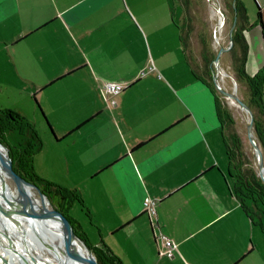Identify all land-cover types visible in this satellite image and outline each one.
<instances>
[{
  "label": "crops",
  "instance_id": "0c3cea01",
  "mask_svg": "<svg viewBox=\"0 0 264 264\" xmlns=\"http://www.w3.org/2000/svg\"><path fill=\"white\" fill-rule=\"evenodd\" d=\"M252 2L249 76L264 69V0ZM179 18L173 0H0V109L34 126L38 154L47 149L63 188L79 193L91 247L121 264H264V235L233 196L214 97L193 75ZM104 83L124 90L109 100ZM145 199L158 201L156 226ZM156 232L177 245L172 258Z\"/></svg>",
  "mask_w": 264,
  "mask_h": 264
},
{
  "label": "trees",
  "instance_id": "16d2710c",
  "mask_svg": "<svg viewBox=\"0 0 264 264\" xmlns=\"http://www.w3.org/2000/svg\"><path fill=\"white\" fill-rule=\"evenodd\" d=\"M230 6L231 10H233L232 12H235L233 17L235 19V28L229 45V52L232 58L231 78L236 84L241 82L248 94L246 106L253 117L252 138L260 148L264 159V69L253 76H249L246 73L247 45L242 33L247 26L246 14L243 6L237 0H231ZM257 18L261 26L264 43V27L260 14H258ZM180 31L181 43L185 51L188 52L187 49L190 46L189 30H185V36H183V27H180ZM200 56L204 71L199 73L196 68L192 67V72L196 79L207 86L214 97L215 113L221 129L224 156L227 163L226 174L231 182L233 196L251 224L264 235V183L258 176V168L256 170L248 167L241 138L234 130L235 122L232 115L222 106L213 87L212 78L215 74L213 61L215 54H210L207 47H204ZM0 143L8 149L12 170L15 174L36 186L55 206L56 210L70 221L75 234L86 244L90 252L95 256L97 263L121 264L120 260L106 246L91 247L80 233L77 223L68 217L67 211L73 204L79 205L86 211L79 193L40 179L35 174L33 158L40 152L42 140L34 126L16 112L0 110Z\"/></svg>",
  "mask_w": 264,
  "mask_h": 264
},
{
  "label": "rangeland",
  "instance_id": "374dc122",
  "mask_svg": "<svg viewBox=\"0 0 264 264\" xmlns=\"http://www.w3.org/2000/svg\"><path fill=\"white\" fill-rule=\"evenodd\" d=\"M237 1L242 6L243 3H245V5L251 6V8L253 7L252 0ZM230 5L231 0H173V7L177 8V11L180 15L179 24L181 27H183V36H185L186 29H188L190 33V46L187 50L193 68H196L199 73H203L204 71L200 56L202 48L207 47L210 54H215V58L220 48L228 49L227 52L220 55L218 66H213L214 72H216L217 68V71L220 74L217 77V84L222 90L237 96L244 104H246L248 101V94L245 91L243 84L241 82L236 84L231 78L232 58L229 52V31L233 23L232 20H234L233 17L235 16V12H232L233 10H231ZM221 73H224L225 77H221ZM212 83L222 106L232 115V118L235 122L234 130H236L239 137L241 138L244 156L245 160L248 162V167L256 169L257 162L254 157V151L247 139V125L249 122V116L243 110H241L234 101L225 98L222 96V94H220V92L215 87L213 78ZM43 147L44 141L42 140L41 150ZM49 156L50 153L47 151V149H44L42 153L34 156V172L40 179L50 183H59V186H62L64 185V180L62 178H57ZM8 183L11 185V187L15 188L12 185L11 180ZM32 191L35 195H38L36 190L32 189ZM46 199L48 200L47 197ZM49 205L51 209L56 210L55 206L51 204L50 201ZM67 215L73 222L80 223L83 228L85 227L86 231H92V229L88 226L90 221L86 218L79 205L73 204L68 209ZM91 236L92 238L88 237L89 241H87L89 245L95 242V238H93V235ZM91 239H93L92 243ZM261 254L264 256V248H261Z\"/></svg>",
  "mask_w": 264,
  "mask_h": 264
},
{
  "label": "bare ground",
  "instance_id": "6f19581e",
  "mask_svg": "<svg viewBox=\"0 0 264 264\" xmlns=\"http://www.w3.org/2000/svg\"><path fill=\"white\" fill-rule=\"evenodd\" d=\"M219 27V26H218ZM220 75V74H219ZM221 77H225L224 73H221ZM11 178L8 172L7 162L5 159V151L0 149V200L3 198L9 203L16 206L17 210L23 212L27 218V222L19 219L15 216L16 222L11 224L4 217H0L3 221L6 230H8L19 243V246L15 245L17 252L24 255V246L20 242L19 232L23 233L26 245L30 248V255L35 259V264H87L83 259L85 254L78 248L72 252L69 247V236L65 231L63 223L57 220H52L48 215L51 210L50 205L41 199L38 195H35L32 191V187L25 185L18 181L14 183L12 180L11 187L8 183ZM5 188L10 189L7 195L4 192ZM20 189L25 196L20 205L17 202V197L14 189ZM65 239V241H64ZM3 248L0 246V264H6V260L10 261L9 264H24L17 259L11 251L10 242L1 238ZM82 260L78 258V255ZM4 259H2L3 257ZM86 259V258H85Z\"/></svg>",
  "mask_w": 264,
  "mask_h": 264
},
{
  "label": "water",
  "instance_id": "95a60500",
  "mask_svg": "<svg viewBox=\"0 0 264 264\" xmlns=\"http://www.w3.org/2000/svg\"><path fill=\"white\" fill-rule=\"evenodd\" d=\"M234 28H235V19H234L232 26L230 28V31H229L230 40H231V35L234 31ZM227 51H228V49H223V48L219 49V52L213 61L214 66H218L220 55L222 53L227 52ZM218 75H219V72L217 71V68H216V72L213 76V81L215 83L216 89L220 92V94H222V96L234 101L240 107V109L243 110L249 116V122L247 125V139H248V142L251 145V147L254 151L255 157H256L258 176H259L260 180L264 183V159H263V155H262L260 148L257 146V144L255 143V141L252 138V125H253L252 113L249 110V108L246 106V104H244L237 96H235L231 93H227L221 89V87L217 84ZM0 149L5 151L8 172H9L11 180L14 183H17L18 181H20V182L24 183L25 185L32 187L34 190H36L38 192L41 199L46 201L49 204V201L46 199V196L43 193H41L40 190L36 186L26 182L25 180L20 178L17 174H15V172L12 170V163H11V160L9 158L8 149L6 147H4L1 143H0ZM5 190L6 191L4 193L7 195H10V194H8L10 189L5 188ZM14 192H15L17 200H18L17 202L19 203L18 205H20L21 200L25 196L23 195L21 190L18 188L14 189ZM16 206L9 204L4 198H3V201L0 200V217H2V218L4 217L6 220L11 222V224L16 222L15 216L18 217L19 219L27 222L28 220L24 216L23 212L20 210H17ZM48 215L52 218V220H57V221H60L61 223H63L65 231L68 234L69 240H70L69 246L66 245V248L69 247L68 249H70L72 252H74V250H77L79 248L81 250L82 254L83 253L85 254L86 259L84 258L83 260L87 264H98L95 256L90 252V250L86 246V244L75 234V232L73 230V226L71 225L70 221L63 214H61L60 212H58L55 209H51L48 212ZM23 233L19 232V235H20L19 240L24 246L25 256L21 255L19 252H17L18 250H17L15 245L19 246V243L15 240L14 236L8 230H6V227L3 223V221H1V219H0V239L3 238V239H6L7 241L10 242L12 253L14 255H16L17 259L20 260L21 263L25 262L24 264H35L36 263L35 259L30 255V248L26 245L27 241L25 240ZM64 241H65V239H64ZM0 246L3 248L2 241H0ZM77 255H78V258L80 260H82L79 256V254H77ZM0 259H1V257H0ZM2 259H4V257ZM9 263H10V261L6 260V264H9ZM2 264H4V263H2Z\"/></svg>",
  "mask_w": 264,
  "mask_h": 264
},
{
  "label": "built area",
  "instance_id": "2783aa9c",
  "mask_svg": "<svg viewBox=\"0 0 264 264\" xmlns=\"http://www.w3.org/2000/svg\"><path fill=\"white\" fill-rule=\"evenodd\" d=\"M124 90L122 84L116 83H104L102 86L103 94L107 99H111L117 95H119ZM109 104L111 106L115 105L114 101H110ZM158 201L152 199H145L143 202V212L148 217L150 224L156 226V209H157ZM154 238L157 242L161 244L163 247L162 255H165L168 258L173 257V253L177 250V245L174 244L170 239L161 234L160 232H156L154 234Z\"/></svg>",
  "mask_w": 264,
  "mask_h": 264
}]
</instances>
